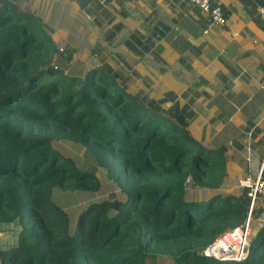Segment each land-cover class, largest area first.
I'll return each mask as SVG.
<instances>
[{
	"label": "trees",
	"instance_id": "1",
	"mask_svg": "<svg viewBox=\"0 0 264 264\" xmlns=\"http://www.w3.org/2000/svg\"><path fill=\"white\" fill-rule=\"evenodd\" d=\"M20 2L0 0V225L17 229L0 264H264V221L253 225L261 196L243 259L200 254L248 211V188L220 189L225 147L203 146L190 113L138 100L109 65L70 63L67 44ZM65 145L88 151L95 169ZM96 170L113 187L107 198L77 214L54 202L56 190L100 192Z\"/></svg>",
	"mask_w": 264,
	"mask_h": 264
},
{
	"label": "crops",
	"instance_id": "2",
	"mask_svg": "<svg viewBox=\"0 0 264 264\" xmlns=\"http://www.w3.org/2000/svg\"><path fill=\"white\" fill-rule=\"evenodd\" d=\"M216 26L189 0H23L70 63L91 58L118 72L138 100L183 108L205 147L224 146L221 190L264 171V0H213ZM261 9L262 12H259ZM175 47H180L178 51ZM261 221L264 201L259 200Z\"/></svg>",
	"mask_w": 264,
	"mask_h": 264
},
{
	"label": "built area",
	"instance_id": "3",
	"mask_svg": "<svg viewBox=\"0 0 264 264\" xmlns=\"http://www.w3.org/2000/svg\"><path fill=\"white\" fill-rule=\"evenodd\" d=\"M200 12L204 13L209 22L216 26H222L224 16L221 7L213 0H189ZM262 12L261 9H258ZM55 68L54 65H52ZM189 177L185 180L188 183ZM239 186L248 188L247 196L249 197V206L247 215L242 224L225 231L217 236L214 241L208 244L202 254L208 257L217 258L220 260H240L246 256L247 240L249 238V219L250 211L256 197H264V178L261 176L260 170L254 178L245 177L239 180Z\"/></svg>",
	"mask_w": 264,
	"mask_h": 264
},
{
	"label": "rangeland",
	"instance_id": "4",
	"mask_svg": "<svg viewBox=\"0 0 264 264\" xmlns=\"http://www.w3.org/2000/svg\"><path fill=\"white\" fill-rule=\"evenodd\" d=\"M64 149L68 152L70 156H72L77 165L83 169L93 170L95 169V164L91 154L84 150L83 148L73 146V145H65ZM98 177L102 183V188L98 193H65L62 191H54L53 192V200L58 205L62 206L63 208L67 209L70 213L77 214L78 210L84 207L87 203L95 200H100L103 198H107L110 191L113 190V187L106 181L104 174L100 170H96ZM189 189L195 194L196 197L199 198L200 189H193L189 186ZM247 195V194H246ZM245 195V197H246ZM247 200V198H246ZM255 213L254 210L252 214ZM73 216V215H72ZM75 216V215H74ZM75 219V218H74ZM261 221L260 219H255L253 221V225H257L258 222ZM254 225V226H255ZM16 226L14 225H0V247L5 246L6 244H12L15 242L16 236ZM161 258H158L154 263L159 264L161 263Z\"/></svg>",
	"mask_w": 264,
	"mask_h": 264
},
{
	"label": "water",
	"instance_id": "5",
	"mask_svg": "<svg viewBox=\"0 0 264 264\" xmlns=\"http://www.w3.org/2000/svg\"><path fill=\"white\" fill-rule=\"evenodd\" d=\"M200 254H202V252H200Z\"/></svg>",
	"mask_w": 264,
	"mask_h": 264
}]
</instances>
